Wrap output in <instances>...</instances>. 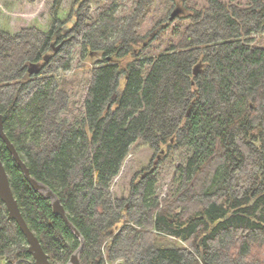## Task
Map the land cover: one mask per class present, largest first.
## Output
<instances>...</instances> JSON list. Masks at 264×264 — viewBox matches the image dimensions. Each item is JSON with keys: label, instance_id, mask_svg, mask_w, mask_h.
<instances>
[{"label": "trees", "instance_id": "obj_1", "mask_svg": "<svg viewBox=\"0 0 264 264\" xmlns=\"http://www.w3.org/2000/svg\"><path fill=\"white\" fill-rule=\"evenodd\" d=\"M118 2L76 0L68 26L60 18L64 0H55L48 31L0 28L5 131L69 220L32 187L0 139L29 228L53 264H69L78 251L81 264H200L201 250L208 264H264V0H208L177 27L169 19L144 37L156 0L116 15ZM169 33L164 51L146 53L145 39L164 42ZM77 47L104 57L89 67L81 123L62 119L71 102L61 73L72 69ZM34 65L40 71L31 75ZM136 144L168 146L160 162L186 150L171 201L161 204L153 171L128 196L113 193ZM28 249L0 200V258L35 264Z\"/></svg>", "mask_w": 264, "mask_h": 264}, {"label": "rangeland", "instance_id": "obj_2", "mask_svg": "<svg viewBox=\"0 0 264 264\" xmlns=\"http://www.w3.org/2000/svg\"><path fill=\"white\" fill-rule=\"evenodd\" d=\"M76 0H64L63 8L60 12V18L68 26L73 21L72 8ZM138 0H122L118 2L116 8V15H121L124 9H133L136 6ZM208 0H178L176 3L169 0H156L155 7L151 11L144 21L141 35L144 37L146 34L158 24L165 25L166 21H169L171 14L174 11H178L179 15L173 20L172 28L181 24L178 18L187 16L191 8H202L207 4ZM223 3L235 2L240 5L249 4L251 0H220ZM55 0H34L29 2L27 0L15 1V0H0V28L4 31L16 34L27 28H38L44 31H48L51 25V11L54 6ZM123 3V4H122ZM126 7H125V6ZM97 12L96 7L93 9ZM172 33H169L165 41H153L150 42L145 39V45L147 46L146 53L148 55H157L161 51H164L167 47V43L172 41ZM260 39V46H264V36ZM53 49H60V47L53 43ZM74 61L72 69L68 72L61 73L66 84V90L70 95V112L63 114L62 119H68L76 123H81L85 116V101L90 86L91 75L89 67L95 65L98 62L104 60V57L100 53L84 52V49L77 47L74 51ZM131 154L126 159L120 175L114 181L112 191L117 196H128L132 184H137L142 176L154 172L155 178L158 182L157 192L159 199L163 205L165 200L171 201V196L175 193L178 177V168L184 165L187 161L186 150H178L172 152L167 158L166 162H160L164 155H166L167 147L162 145L159 150H153L149 147H139L138 144L134 145ZM162 154V156H161ZM43 195V192H41ZM173 245L189 248L186 242L179 241L176 238L168 237ZM202 253V250L201 252ZM80 256V253H79ZM199 258V257H198ZM200 259V258H199ZM0 264H5L3 259L0 258ZM14 264H25L21 261H16ZM202 264V263H200Z\"/></svg>", "mask_w": 264, "mask_h": 264}, {"label": "water", "instance_id": "obj_3", "mask_svg": "<svg viewBox=\"0 0 264 264\" xmlns=\"http://www.w3.org/2000/svg\"><path fill=\"white\" fill-rule=\"evenodd\" d=\"M179 15L178 11H174L170 17L171 21H173L177 16ZM58 49L56 50V52ZM46 61H48V57L45 58ZM40 71V67L38 65H34L30 68L29 72L31 75L37 74ZM200 71V66H197L195 68L194 74L197 75ZM0 139L5 143L7 149L14 157L15 161L18 163L20 168L22 169L23 173L25 174L26 178L30 181L32 187L37 191L42 190H48V194L46 197L51 198L53 200V208L54 212L57 215L62 216L66 222H69L66 211L64 207L62 206L61 202L57 198V196L50 191L46 186L42 185L38 181H36L34 178H32L30 174V170L23 162L19 152L17 151L15 145L12 143L10 138L8 137L5 126H4V116L2 112L0 111ZM0 200L5 204L7 211H8V219L10 221H15L18 226L20 227L21 231L24 233V235L27 238V242L29 244V253L32 255L35 264H53L50 260L46 252L44 251L39 239L36 237V235L31 231L29 228V225L24 218L21 209L19 207V203L17 199L15 198L14 192L12 190L10 177L7 172V169L4 165V163L0 160ZM77 236H80L79 232H75ZM83 243V240H82ZM80 251L75 253L69 264H81ZM108 260H110V257H107ZM204 264H208L205 260H203Z\"/></svg>", "mask_w": 264, "mask_h": 264}, {"label": "flooded vegetation", "instance_id": "obj_4", "mask_svg": "<svg viewBox=\"0 0 264 264\" xmlns=\"http://www.w3.org/2000/svg\"><path fill=\"white\" fill-rule=\"evenodd\" d=\"M145 177H146V174L142 176V178H145ZM231 212H232V211H231ZM200 252H201V251H200ZM200 252L198 253V257L200 258L201 263L204 264L203 260L206 261V259H205V256H204L203 251H202V253H200ZM206 262H207V261H206ZM207 263H208V262H207Z\"/></svg>", "mask_w": 264, "mask_h": 264}, {"label": "bare ground", "instance_id": "obj_5", "mask_svg": "<svg viewBox=\"0 0 264 264\" xmlns=\"http://www.w3.org/2000/svg\"><path fill=\"white\" fill-rule=\"evenodd\" d=\"M41 192H43L44 194H48V190H42Z\"/></svg>", "mask_w": 264, "mask_h": 264}]
</instances>
